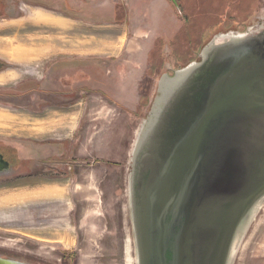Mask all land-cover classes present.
<instances>
[{
    "label": "rangeland",
    "instance_id": "obj_1",
    "mask_svg": "<svg viewBox=\"0 0 264 264\" xmlns=\"http://www.w3.org/2000/svg\"><path fill=\"white\" fill-rule=\"evenodd\" d=\"M22 1H14L19 15L23 13L19 9ZM170 1L173 15L181 20L174 0ZM175 1L184 15L202 14L188 23L191 29L202 26L204 38L194 52L185 49L186 40L176 39L181 20L165 44L158 41L157 61L171 59L183 64L186 56L185 61L196 60L200 49L216 34L247 30L252 23L264 22V0ZM24 23L19 20L6 31L9 24L0 22V50H10L15 42L20 47ZM263 29L256 33L261 36ZM121 55L124 63L125 55ZM19 63L0 60V150L6 157L18 159L15 169L20 175L0 176V254L27 264H62V253L71 256L75 264H135L127 175L138 130L156 96L157 80L168 69L147 71L150 78L142 79L138 91L142 100L128 103L132 109L137 105L136 112L119 108L99 85L94 90L88 88L93 94L88 101L77 97L79 115L75 112L77 119L69 125L72 132L66 136L65 128L59 130L58 123L54 124L58 112L50 113L40 94L33 90L29 101L22 97L28 86L22 84L25 65ZM103 82L108 90L107 79ZM237 83L235 80L229 89ZM259 119V113L236 105L212 130L215 147L206 163L208 175L194 218V236L205 254L196 264H208V252L214 249L211 239L223 230L219 220L223 218L222 207L264 180V130L258 128ZM45 146L52 147L48 155L40 150ZM32 171L40 176L25 178ZM55 189L61 190L63 197L46 194ZM157 193L160 203L163 189ZM232 264H264V202Z\"/></svg>",
    "mask_w": 264,
    "mask_h": 264
},
{
    "label": "water",
    "instance_id": "obj_2",
    "mask_svg": "<svg viewBox=\"0 0 264 264\" xmlns=\"http://www.w3.org/2000/svg\"><path fill=\"white\" fill-rule=\"evenodd\" d=\"M248 30L216 34L196 60L157 80L127 175L135 264H196L204 258L194 236V218L215 147L212 130L236 105L259 113L258 128L264 130V43ZM8 167L0 154V176ZM263 202L264 180L228 200L220 212L223 230L211 239L208 264H232ZM0 264L27 263L0 257Z\"/></svg>",
    "mask_w": 264,
    "mask_h": 264
},
{
    "label": "crops",
    "instance_id": "obj_3",
    "mask_svg": "<svg viewBox=\"0 0 264 264\" xmlns=\"http://www.w3.org/2000/svg\"><path fill=\"white\" fill-rule=\"evenodd\" d=\"M14 1L0 0V22L9 24L7 31L19 20L25 21L21 25L24 36L20 47L15 42L10 50H0V60L24 63L22 84L28 88L23 89L27 94L22 97L29 101L31 91L40 94L49 112H58L54 124L58 123L59 130L65 128L66 136L79 115L78 102L82 98L88 101L93 94L88 88L94 90L96 85L119 108L135 112L137 105L132 109L128 103L141 101L138 91L149 68L151 49L157 41L165 44V38L172 37L180 25L169 0H24L20 15ZM116 6L124 13L121 23L115 22ZM105 79L108 90L103 87ZM51 149L40 150L48 155ZM46 194L63 197L57 189Z\"/></svg>",
    "mask_w": 264,
    "mask_h": 264
},
{
    "label": "flooded vegetation",
    "instance_id": "obj_4",
    "mask_svg": "<svg viewBox=\"0 0 264 264\" xmlns=\"http://www.w3.org/2000/svg\"><path fill=\"white\" fill-rule=\"evenodd\" d=\"M170 1V0H169ZM171 2V1H170ZM173 3V2H172ZM181 21V20H180ZM250 26H251V28L247 31L248 33H252L253 34V36L254 37H256L260 42L261 41H263V43H264V29H263V33H262V35L261 36H259L257 33H256V31L257 30H259V28L260 27H264V22H257V23H252V24H250ZM246 28V27H245ZM242 29V30H238L239 32H244L246 29ZM229 32V31H228ZM159 46V44H158V41H157V43L154 45V47L151 49V51H150V53H149V55H148V61H149V63H148V66H149V68H148V70L150 71V70H156V69H168V70H166V72H167V75L168 76H172L173 75V72H174V70H177V69H179V68H181V67H183L186 63H189V62H191L192 60H194L193 58L191 59V60H187V61H185L186 63H184V62H181V63H183V64H180V62H178L177 60L175 61V62H172L171 61V59H166L165 61H163V60H155V57L156 56H154V55H152L151 54V52H153V50H156V52L158 51V47ZM260 47H262V48H264V44L262 45V46H260ZM158 54V53H157ZM155 60V61H154ZM168 60V61H167ZM262 61L261 62H263L264 63V55L262 56V59H261ZM264 73V72H263ZM145 77H147L148 79L150 78V77H148L147 76V74H146V76ZM261 80H264V77H261L260 78ZM258 90V89H257ZM155 96V95H154ZM142 100V99H141ZM139 104V103H138ZM136 111H137V108H136ZM135 111V112H136ZM0 154H2V156H3V161H5V162H8V164H9V167H8V170L6 171V172H8L7 174H10L11 173V176L13 177L14 175L16 176V173L18 172V169H15L16 167H17V165H18V159H13L12 157H6L5 156V154L0 150ZM17 170V171H16ZM35 170V169H34ZM33 172V171H32ZM18 176H20L18 173H17V177L16 178H18ZM35 176H40V173L39 174H35V172H33V173H29L28 174V176L27 177H25V178H30V177H35ZM19 178H21V177H19ZM128 197V196H127ZM127 204H128V198H127ZM128 206H129V204H128ZM129 208V207H128ZM128 215L130 216V213H128ZM0 257L1 258H6V259H10V258H8V256H4V255H1L0 254ZM14 259V258H13ZM15 259H17V258H15ZM17 260H19V259H17ZM62 264H72V261H73V264H75V260H72V257L71 256H69V255H67V253H62L61 254V256H60V260H59ZM42 264H46L45 262H43Z\"/></svg>",
    "mask_w": 264,
    "mask_h": 264
},
{
    "label": "trees",
    "instance_id": "obj_5",
    "mask_svg": "<svg viewBox=\"0 0 264 264\" xmlns=\"http://www.w3.org/2000/svg\"><path fill=\"white\" fill-rule=\"evenodd\" d=\"M173 5H174V7L177 8L176 11H178L180 13V19L182 20L181 22L183 23L182 28L180 29V31H178V34L176 35V39L177 38H184L186 40L185 41V47H186L185 49L189 48L191 53H192V52H194L195 46H198L199 44L202 43L204 37H202L201 35H202V33H204V31L202 29L203 28L202 26L200 28L197 27L195 29L194 28L191 29L188 21L190 19L191 20H198L199 19L198 17L202 16V14L199 12L198 13L193 12L192 14H189L187 16V15H184L183 12L181 11V7H180L179 2L177 3L174 0ZM115 8H116V12L118 13V17H117V19H115V22L120 23L124 20L123 10H121L120 6H118V7L116 6ZM151 54L156 56L157 55L156 50H153V52H151ZM186 59H187V56H186L185 60ZM185 60H184V62H185ZM5 65H6V63H2V66H5Z\"/></svg>",
    "mask_w": 264,
    "mask_h": 264
},
{
    "label": "bare ground",
    "instance_id": "obj_6",
    "mask_svg": "<svg viewBox=\"0 0 264 264\" xmlns=\"http://www.w3.org/2000/svg\"><path fill=\"white\" fill-rule=\"evenodd\" d=\"M128 205V204H127ZM129 209V208H128Z\"/></svg>",
    "mask_w": 264,
    "mask_h": 264
}]
</instances>
